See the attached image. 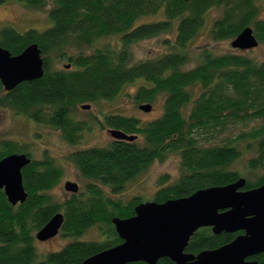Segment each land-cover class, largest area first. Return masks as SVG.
Instances as JSON below:
<instances>
[{
  "label": "trees",
  "instance_id": "trees-1",
  "mask_svg": "<svg viewBox=\"0 0 264 264\" xmlns=\"http://www.w3.org/2000/svg\"><path fill=\"white\" fill-rule=\"evenodd\" d=\"M22 1L35 7L47 0ZM257 1L51 0V25L45 30L0 28V47L12 55L37 44L44 70L40 78L21 82L9 91L0 83V107L58 129L70 146L81 142L87 127L85 121L73 117L79 104L111 100L124 85L138 80L144 84L135 92L137 102L151 103L164 95L162 115L144 124L133 116L105 117L107 126L135 135L133 141L112 139L105 146L83 147L68 154L88 182L60 203L48 193L62 177L55 160L46 151L35 158L27 145L0 138V159L11 153H24L31 159L21 170L27 192L22 203L10 204L0 189V264H36L35 235L56 213L63 214L58 234L70 239L60 249L46 253L38 264H81L87 257L121 243L111 219L134 215V207L142 201L134 197L124 202L112 194L121 192L151 162L164 159L171 151L180 156L181 174L156 190L152 200L157 202L236 181L243 174L231 164L244 150L252 151L247 160L250 170L264 169V59L258 61L242 53L217 55L203 49L196 65L184 69L189 61L186 47L210 8L221 10L210 29L212 40H232L245 27H251L258 41L264 42V19L258 17ZM157 14L161 19L135 24L142 16ZM172 30L174 40L163 41L168 52L131 63L127 47L131 42ZM108 37H116L118 44L99 45L91 53H69L72 47L92 48ZM55 61L66 63L56 68ZM194 84L202 91L193 100L189 88ZM190 101L192 108L185 117L182 107ZM258 118L247 131H232L234 125H246ZM138 136L142 143L136 141ZM262 180L264 174L254 181L248 179V185H259ZM94 225L104 239L79 240ZM235 236L214 234L210 227H202L192 234L186 250L197 253L214 249ZM253 258L257 264H264V252ZM156 264L172 262L161 258Z\"/></svg>",
  "mask_w": 264,
  "mask_h": 264
},
{
  "label": "water",
  "instance_id": "water-1",
  "mask_svg": "<svg viewBox=\"0 0 264 264\" xmlns=\"http://www.w3.org/2000/svg\"><path fill=\"white\" fill-rule=\"evenodd\" d=\"M230 44L243 51L253 49L259 41L254 30L245 27ZM43 72L37 44L28 45L16 55L0 47V83L5 91L21 82L38 79ZM139 107L144 111L151 109L149 104ZM81 108L87 109L89 105ZM109 134L113 139L127 141L136 137L117 129H110ZM30 161L24 153H11L0 159V189L12 205L22 203L27 197L21 170ZM244 185L245 179L240 177L226 185L200 188L188 196L164 202L142 201L134 207V215L111 219L122 242L87 257L81 264H156L164 257L173 264H257L251 257L264 252V184L241 190ZM64 189L77 193L79 186L66 181ZM62 223L63 214L56 213L37 231L36 239L53 238ZM201 227H211L215 234L243 233L214 249L186 253L184 249L190 237Z\"/></svg>",
  "mask_w": 264,
  "mask_h": 264
},
{
  "label": "rangeland",
  "instance_id": "rangeland-1",
  "mask_svg": "<svg viewBox=\"0 0 264 264\" xmlns=\"http://www.w3.org/2000/svg\"><path fill=\"white\" fill-rule=\"evenodd\" d=\"M24 3V4H23ZM21 4L5 1L0 4V23H13L15 29L20 32L27 29H35L43 31L51 25L48 18V10L52 5L51 0H47L43 6L31 7L25 2ZM259 7L258 17L264 19V0L257 1ZM220 8H210L205 15V22L196 32L193 39L186 47L189 56L188 63L184 69L192 68L197 63V57L203 49L210 50L212 53L221 55L225 53H242L255 60L264 59V42L253 49L238 50L231 46V40L214 41L210 36V29L213 21L220 15ZM162 15H146L138 18L135 24L141 22H152L161 19ZM0 27H2L0 25ZM175 31L163 32L157 36L138 39L131 42L127 47L130 53L131 63H136L145 59L153 58L154 56L168 52V44H164V39H168L171 43L174 40ZM104 44H118L116 37H108L96 43L92 48H74L69 50V53L76 54L80 50L83 53H91L96 46ZM66 62L55 61L54 67L60 68ZM144 84L143 80H138L128 83L123 86L119 94L111 100H98L95 102H84L77 106L73 112V117L77 120L86 122V129L83 132V138L79 144L70 146L63 140L58 129H54L47 125H41L31 118L16 113L13 109L0 107V138L12 139L17 143L25 144L30 149L32 156L41 158L44 151L55 160V163L62 170L60 182L51 188L48 193L56 202H62L70 193L64 189L66 181H72L78 184L79 190H82L88 182L83 178L74 163L68 158V154L79 148L90 146H105L113 139L109 134V127L105 124V117L108 115H124L133 116L139 119L141 124L158 118L163 112L164 95H158L154 101L137 102L134 98L137 88ZM189 90L194 100L202 91L199 85H192ZM87 104L89 108L83 109L82 105ZM151 105L149 111L140 109V105ZM192 108V101L182 107V114L187 117ZM99 117V120H97ZM255 122H259V118L244 125H234L233 132L239 130H248ZM136 141L142 143V138L137 137ZM243 145V144H242ZM252 155V151H243L242 156L232 162L231 168L241 172L243 177L251 181L264 174V169L256 168L250 170L247 166V160ZM181 174L180 156L177 152H169L164 159L154 160L143 171H141L132 180L127 182L124 189L112 194L114 197L121 198L124 202L131 200L134 197L141 201L152 200L156 190L164 185L175 181ZM107 192L108 189H107ZM70 238H65L60 233L46 241L35 240L36 250L39 254L37 259L38 264L45 257V254L51 251L60 249ZM104 236L99 232L97 225L88 228L79 238L83 241H100Z\"/></svg>",
  "mask_w": 264,
  "mask_h": 264
},
{
  "label": "flooded vegetation",
  "instance_id": "flooded-vegetation-1",
  "mask_svg": "<svg viewBox=\"0 0 264 264\" xmlns=\"http://www.w3.org/2000/svg\"><path fill=\"white\" fill-rule=\"evenodd\" d=\"M5 1H8V0H0V4H4L5 3ZM12 2H15V3H19V4H21V3H23V1L22 0H12ZM24 4V3H23ZM0 25L2 26V27H0V28H5V27H13V28H15V26H13V23H10V22H2V23H0ZM97 120H99V117H97ZM242 178H244L245 179V185L241 188V190H249V189H253V188H257V187H259V186H261V185H263L264 184V180H262V182L259 184V185H256V186H249L248 185V179H246L245 177H243V176H241ZM251 184H254V183H251ZM202 228V227H201ZM211 228V227H210ZM212 230V229H211ZM213 232V231H212ZM222 233H225V232H222ZM236 233V235L237 234H240V233H243V231H238V232H235ZM215 234V233H214ZM221 234V233H220ZM191 238V237H190ZM190 240V239H189ZM188 243H189V241H188ZM188 243H187V245H186V247H185V249H184V251L186 252V253H191V254H197V253H199V252H201V251H199V252H197V253H194V252H191V251H187L186 250V248H187V246H188ZM206 250H208V249H206ZM254 257V256H253ZM253 257H251V259H254ZM164 258H167V257H164ZM169 259V258H168ZM256 260V259H255ZM171 261V260H170ZM172 262V261H171ZM172 264H173V262H172Z\"/></svg>",
  "mask_w": 264,
  "mask_h": 264
}]
</instances>
